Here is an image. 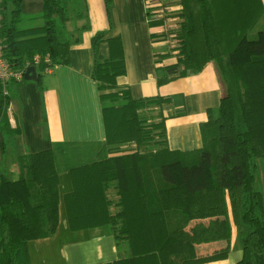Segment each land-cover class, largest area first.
Listing matches in <instances>:
<instances>
[{
    "label": "trees",
    "instance_id": "1",
    "mask_svg": "<svg viewBox=\"0 0 264 264\" xmlns=\"http://www.w3.org/2000/svg\"><path fill=\"white\" fill-rule=\"evenodd\" d=\"M43 25L21 29L22 0H0L4 55L14 70L34 67L39 78L56 66L70 63V51L79 39L68 40L63 28L81 13H72L71 0H42ZM181 29L177 34L181 77L214 63L223 88L221 105L209 111L202 125L203 148L191 153L169 149L162 110L171 98H132L118 87L125 70L120 39L109 40L111 58L100 56L105 34L93 39L95 65L103 103L107 140L105 156L71 170L74 192L66 198L72 226H107L130 255L115 264H204L226 260L229 250L198 257L192 220L226 216L227 210L194 211L191 196L227 193L243 257L238 264H264V195L256 188L258 162L264 159V30L250 31L260 17L257 0H180ZM110 15L112 0H105ZM13 8L9 11V6ZM76 12V13H75ZM155 25L160 26L161 23ZM85 29H78L83 31ZM37 59L38 61H36ZM169 78L159 76L163 85ZM28 80L0 82V119L6 114L13 88ZM40 81V79H39ZM38 81V82H39ZM160 108L150 124L140 111ZM14 133L5 122L4 135ZM135 145L137 150H126ZM16 181L0 175V264H31L28 243L52 236L59 222V175L56 150L19 158ZM116 190L114 202L109 192ZM119 210L113 212L112 208ZM222 240L229 245L232 228ZM179 250L162 263L158 254Z\"/></svg>",
    "mask_w": 264,
    "mask_h": 264
},
{
    "label": "crops",
    "instance_id": "2",
    "mask_svg": "<svg viewBox=\"0 0 264 264\" xmlns=\"http://www.w3.org/2000/svg\"><path fill=\"white\" fill-rule=\"evenodd\" d=\"M82 1L85 7L79 9L81 18L71 20L63 28L68 40L79 39L71 48L70 63L56 66L41 78L38 76L36 81L16 85L6 121L0 119V126L6 122L9 130L14 132L2 135L4 147L0 137V175L16 181L20 177V157L54 149L57 152L60 167L58 227L52 236L28 243L31 264H115L130 255L129 247L126 244L118 246L116 237L107 226L75 229L66 204L67 196L75 189L72 168L98 161L104 154L107 140L101 93L93 78V39L96 35L105 34L98 47L104 59L112 55L109 40L121 41L126 72L117 78L118 87L129 89L136 100L171 98V103L162 110L171 151L191 153L203 148L202 125L208 122L209 111L220 107L223 97L214 63H208L198 73L190 72L181 77L183 68L178 65V44L172 42L168 34H161L165 29L164 21L155 20L150 9L153 0H112L110 15L105 0ZM168 2L183 7L180 0ZM255 6L261 14L249 33L250 37L252 34L256 37V29L264 30V0H257ZM12 8L10 5V12ZM43 8L42 0H22L20 28L42 26ZM259 24L263 27L257 28ZM159 76L170 80L159 85ZM160 110L148 111L157 114ZM86 158L89 160L85 161ZM70 159L76 164H71ZM256 188L264 195V159L258 162ZM109 196L117 202L115 189L110 190ZM190 201L194 211L227 210L226 216L189 223L188 230L192 233L198 257L229 250L226 260L204 264H238L243 252L238 243L228 194L200 193L192 195ZM118 210L115 206L112 208L114 213ZM229 224L232 238L228 245L219 233L224 236ZM179 254V250H173L159 253L158 257L160 262L168 263Z\"/></svg>",
    "mask_w": 264,
    "mask_h": 264
},
{
    "label": "built area",
    "instance_id": "3",
    "mask_svg": "<svg viewBox=\"0 0 264 264\" xmlns=\"http://www.w3.org/2000/svg\"><path fill=\"white\" fill-rule=\"evenodd\" d=\"M169 0H153L150 9L153 10L156 16V21H164V27L161 34H168L169 39L177 43V32L182 23L181 13L183 7L179 4L177 6L168 2ZM1 11V8H0ZM1 14H0V29H1ZM3 38L0 35V82L6 84L9 81H21L25 77L24 71L14 70L10 63L6 60L4 55ZM174 43V44H175ZM38 61L37 59H35Z\"/></svg>",
    "mask_w": 264,
    "mask_h": 264
},
{
    "label": "rangeland",
    "instance_id": "4",
    "mask_svg": "<svg viewBox=\"0 0 264 264\" xmlns=\"http://www.w3.org/2000/svg\"><path fill=\"white\" fill-rule=\"evenodd\" d=\"M84 8L85 7V3L82 1V0H71L70 1V8H71V10H72V13L74 12L73 10H75V11H79V9H81V8ZM76 13V12H75ZM263 21H264V16H263V19H262ZM260 23V22H259ZM259 27H263V25L262 24H259L258 26H257V28H259ZM255 29V28H254ZM260 30H262V29H256V31L255 32H259ZM255 35H251V38H253ZM151 112V111H150ZM148 110H142V111H140V113L142 114V116L145 118V119H147V120H149V123L150 124H152V123H155L156 121H158V119H157V117H158V114H151ZM125 149L126 150H128V149H131V150H137V146H135V145H132V146H128V147H125ZM105 156V154H103L100 158H102V157H104ZM86 160H89L88 158H86L85 159V161ZM70 162H71V164L73 163V164H76V161H73L72 159H70ZM82 162V161H81ZM89 162V161H88ZM91 162V161H90ZM83 163V162H82ZM60 165H61V163H60ZM64 164H62L61 166H63Z\"/></svg>",
    "mask_w": 264,
    "mask_h": 264
},
{
    "label": "water",
    "instance_id": "5",
    "mask_svg": "<svg viewBox=\"0 0 264 264\" xmlns=\"http://www.w3.org/2000/svg\"><path fill=\"white\" fill-rule=\"evenodd\" d=\"M25 78L29 81H36L38 79L37 70L34 67L28 68L25 72Z\"/></svg>",
    "mask_w": 264,
    "mask_h": 264
}]
</instances>
